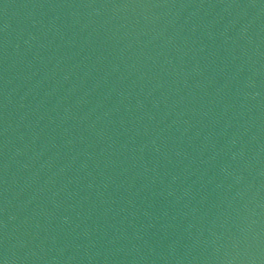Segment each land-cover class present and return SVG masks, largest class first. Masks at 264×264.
I'll return each mask as SVG.
<instances>
[{"label": "water", "instance_id": "obj_1", "mask_svg": "<svg viewBox=\"0 0 264 264\" xmlns=\"http://www.w3.org/2000/svg\"><path fill=\"white\" fill-rule=\"evenodd\" d=\"M167 0H0V261L63 264Z\"/></svg>", "mask_w": 264, "mask_h": 264}, {"label": "snow or ice", "instance_id": "obj_2", "mask_svg": "<svg viewBox=\"0 0 264 264\" xmlns=\"http://www.w3.org/2000/svg\"><path fill=\"white\" fill-rule=\"evenodd\" d=\"M0 264H3V261H0Z\"/></svg>", "mask_w": 264, "mask_h": 264}]
</instances>
